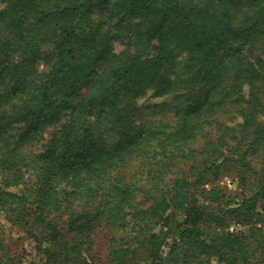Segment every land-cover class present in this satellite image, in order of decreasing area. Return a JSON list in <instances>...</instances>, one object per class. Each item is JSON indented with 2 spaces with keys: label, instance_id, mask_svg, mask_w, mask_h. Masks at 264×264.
I'll use <instances>...</instances> for the list:
<instances>
[{
  "label": "trees",
  "instance_id": "trees-1",
  "mask_svg": "<svg viewBox=\"0 0 264 264\" xmlns=\"http://www.w3.org/2000/svg\"><path fill=\"white\" fill-rule=\"evenodd\" d=\"M2 3L0 213L12 207L33 231V264H92L101 218L123 231L107 264H264V0ZM116 40L130 51L115 53ZM149 96H169L157 107L173 123L141 113ZM130 161L147 189L111 175ZM230 174L240 193L219 185ZM62 211L66 233L51 217Z\"/></svg>",
  "mask_w": 264,
  "mask_h": 264
},
{
  "label": "rangeland",
  "instance_id": "rangeland-1",
  "mask_svg": "<svg viewBox=\"0 0 264 264\" xmlns=\"http://www.w3.org/2000/svg\"><path fill=\"white\" fill-rule=\"evenodd\" d=\"M3 7L2 0H0V10ZM114 51L118 55H125L130 51V48L126 45L123 40H116L113 43ZM185 57V51L180 49L177 52V60L179 62L176 68V73L181 71V66ZM169 96L162 97H140L137 99L136 104L140 108L141 113L147 115L148 120H163L165 122L173 123L175 118L173 113L170 111H159L160 107H157L158 103L163 100H168ZM234 117L233 106L224 105L220 110L217 111V118L224 122L230 123V117ZM65 116H61L58 122L43 126L39 128L32 139L27 140L23 145V152H37L41 149L43 144L49 139L50 134L55 130L56 127L60 126L65 121ZM233 119V118H232ZM259 122L264 125V114L259 117ZM14 130L16 137L22 132L23 125L18 122L14 124ZM205 134L212 136L214 130L210 131L206 129ZM200 136L199 143L204 142L205 135ZM217 134H219L217 132ZM257 166V165H256ZM136 162H129L126 168L117 169L111 172V175L122 177L125 181L131 180L136 186H141L142 189H147L151 184H146L145 178L141 181L140 177H131L136 169ZM29 168L25 170V176L29 179L30 171ZM168 181L169 179L166 178ZM145 183V184H144ZM221 187L232 190L233 192L240 193L241 186L238 184L237 177L233 174L223 176L218 182ZM0 184L1 180H0ZM161 185V182H158ZM146 185V186H145ZM4 186V185H2ZM11 191H17L18 188H6ZM140 192V191H139ZM74 210L80 211V207L74 205ZM52 220L58 224L59 228H62L63 233L67 231V213L62 211L51 215ZM176 220H180V214L175 217ZM234 225H231L233 228ZM238 228V227H237ZM33 231L28 230L27 226L23 223H19L17 219V212L11 208H6L0 213V240L2 248H0V264H33L42 257V253L37 249L36 242L34 241ZM123 231L121 229H113L106 225L103 218L93 222V230L90 234L89 249L85 250V255L88 256L90 263L107 264L109 257V239L112 236H121ZM69 237L71 234L68 235ZM45 243H42V246ZM211 264H222L217 263L215 259L211 260Z\"/></svg>",
  "mask_w": 264,
  "mask_h": 264
}]
</instances>
